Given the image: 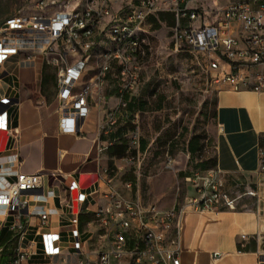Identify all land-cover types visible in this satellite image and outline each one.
Masks as SVG:
<instances>
[{"label":"built area","instance_id":"obj_1","mask_svg":"<svg viewBox=\"0 0 264 264\" xmlns=\"http://www.w3.org/2000/svg\"><path fill=\"white\" fill-rule=\"evenodd\" d=\"M161 14L174 16L175 48L205 56L206 70L217 85L264 93V0H35L29 12L0 26V66L54 68L59 130L72 136L83 134L92 111L106 105L105 91L115 79L119 101L106 114L100 141L130 117L126 96L139 90L150 55L151 19ZM14 104L19 106L20 99H0V130L12 135L8 107ZM116 144L112 139L100 143L99 154ZM127 155L124 160L135 166L140 180L146 153L138 115ZM6 159L19 162L17 154ZM166 168H173L171 158ZM95 174L106 178L107 190L87 193L68 174L57 195L47 182L49 176L58 181L57 173L29 174L0 164V214L13 216L10 230L19 234L7 264H182L184 210L237 212L245 199L255 201L260 229L250 240L256 243L257 264H264V147L254 182L228 189L218 167L194 170L187 179L194 196L180 210L145 204L132 196L130 182L125 185L128 194L119 191L111 186L107 166ZM57 197L60 208L54 205ZM54 217L58 230L48 232ZM33 221L42 231L40 261L34 260L40 255L38 241L27 239Z\"/></svg>","mask_w":264,"mask_h":264},{"label":"crops","instance_id":"obj_2","mask_svg":"<svg viewBox=\"0 0 264 264\" xmlns=\"http://www.w3.org/2000/svg\"><path fill=\"white\" fill-rule=\"evenodd\" d=\"M171 21L173 24H170ZM151 24L152 29H162L165 25L173 27L175 19L172 14H161L159 19L152 18ZM152 32L155 33L156 31ZM152 35L154 34L152 33ZM11 68L15 71V67L13 66H0V99L4 97L20 99V105L14 104L8 107L13 120V135L8 131L0 130V164L4 167L29 174L38 172L45 174L57 173L59 175L58 181H55L50 176L47 179L50 188L52 187L57 195H60L62 189L68 183L64 178V175L68 174L78 179L87 193H93L99 188L107 190L108 184L106 178H98L95 174L99 168L106 166L112 172L111 186L123 193H127L125 185L130 182L133 185V197L139 198L145 204H157L163 211L180 210L187 205L188 199L194 196V188L187 179L198 168V164L208 160H214V166L225 173L227 177L226 187L228 189H232L237 183L254 182L256 180V172L259 168V149L264 147L262 143L264 139V93L258 94L251 91L236 92L230 88L217 85L215 87L216 95L212 100L214 105L213 120L206 126L207 138L201 134L191 135V138L194 136L202 137L199 140L198 146H202L203 149L197 151L196 154H191L188 149L190 138L186 145L187 154L185 153L190 159L187 168L182 170L168 169L164 162V167L162 166L154 170L152 173L146 175V177L142 168L143 177L138 180L135 174V166H130L124 159L128 156L127 144L130 133L135 128V117L138 115L141 131V115L145 114L149 109V102L138 97L139 90L134 95L126 96L128 107L134 98L137 101L145 102V108H135L134 111L128 108L129 119L117 128V130L119 127L123 128L119 136L124 137L126 140V155L123 158L111 155L113 147L100 153L98 159L97 157L94 159V161L98 160L95 164L96 168L90 165L94 164V161L88 162V166L81 171H78L76 168H66L63 166V156L60 157V162L54 165V169L48 168L45 163L31 166L27 163L25 152L26 148H28V145L25 144V139L27 138L26 120L28 116L27 112L23 113L25 102L20 94L23 80L11 71ZM5 70H8L9 73H6ZM38 77L39 75L36 74V81ZM109 92L113 94L111 91ZM118 101L116 89L115 94L109 96V102L105 106L92 111V114H98L100 120L104 119V122L99 127V131L101 126L106 122L108 110L117 105ZM163 104L164 99L161 98L157 108L162 109ZM105 107L107 108L105 109ZM93 123L94 121L91 117L84 128L88 125L91 126ZM54 125L57 131L56 137H75L78 140L79 137H83V134L78 136L62 134L59 130V114ZM158 133L160 134V130ZM111 135H103L105 138L102 139L101 137L99 144H103L111 139L117 140V144L121 143L119 136L116 135L112 138ZM205 142H208L212 146V157H208L207 155L205 157L199 156L205 153ZM85 144L87 145V149L81 152V155L86 161L91 154V145ZM149 144L147 139L141 137V149L146 155L149 154ZM174 144L171 142L169 145V149L173 153V149L176 147ZM60 151L59 149V153ZM12 154L18 155L19 162H8L6 157ZM101 154L103 155L102 158ZM178 155L173 154L175 159L178 158ZM144 178L145 180L143 181L142 179ZM142 189L147 190V199L142 196ZM96 201L97 199H95V203ZM100 203H103V201H100ZM54 205L60 208L59 197L55 199ZM241 207L237 212H222L219 214L185 209L182 216L183 228L181 232L182 264H257L256 243L250 240L260 229V223L255 215V201L253 199H245ZM23 221L26 223L25 219ZM56 221V217H54L50 229L47 230L48 232L54 233L58 230ZM12 223V215L0 214V264L9 263L19 243V234L10 230ZM41 233L42 231L38 229V221H33L27 239L38 241L40 255L34 258L35 261L43 260L41 256ZM247 239L249 240L246 241ZM244 244L245 247H243Z\"/></svg>","mask_w":264,"mask_h":264},{"label":"rangeland","instance_id":"obj_3","mask_svg":"<svg viewBox=\"0 0 264 264\" xmlns=\"http://www.w3.org/2000/svg\"><path fill=\"white\" fill-rule=\"evenodd\" d=\"M34 1L0 0V23L14 15L29 12ZM152 28L149 40L150 55L144 64L142 81L137 94L140 99L149 102L148 111L141 115V137L150 143L149 154L143 162L145 177L167 165L168 157L173 159L172 170L187 168L190 159L186 155V145L193 134H201L207 138L206 126L213 120L212 100L216 95L215 87L217 86L206 70L208 62L205 56L200 53H191L185 47L178 50L175 48L173 27L165 25L162 29ZM11 71L23 80L20 94L25 102L23 113L27 112L28 116L25 139V144L28 145L25 151L27 163L31 166L45 163L48 168L54 169V165L58 164L60 157L63 156L64 167L81 171L88 166V162L91 163L96 157L98 159L99 127L104 122V119L100 120L98 114L91 115L94 123L84 128L83 137H79V140L75 137H56L55 135L57 131L54 124L58 117V103L55 95L56 70L52 67L46 69V74L52 78L50 81L52 85L48 84L45 87L41 83L45 73L44 68L38 67L36 71L25 68L18 70L15 68L14 71L11 68ZM35 73L39 75L37 81ZM110 80L105 91L107 103L109 96L115 94L118 86L115 79ZM161 98L164 99L163 108L158 109ZM84 142L91 145V154L87 162L81 155V152L87 149ZM171 142L176 146L173 149L174 153L169 149ZM204 145L205 153L199 156L212 157V146L208 142ZM173 154H179L178 158L175 159ZM100 156L103 157L102 154ZM97 162L98 160L90 165L94 168ZM160 163L162 164L159 165ZM142 180L144 181L145 178ZM141 193L145 199L148 198L147 190L142 189Z\"/></svg>","mask_w":264,"mask_h":264},{"label":"trees","instance_id":"obj_4","mask_svg":"<svg viewBox=\"0 0 264 264\" xmlns=\"http://www.w3.org/2000/svg\"><path fill=\"white\" fill-rule=\"evenodd\" d=\"M163 16H164V15H163ZM3 22H4V21H2V22L0 23V26L3 24ZM170 24H173L172 21L170 22ZM47 68H48L47 66L44 67V69H45V73H44V76H43L42 81H41L42 86H44V87H45V85H48V84H49V85H52V84L50 83V81L52 80V78H51L49 75L46 74V69H47ZM55 95H56V92H55ZM145 104H146L145 102L137 101V100H135V99L133 98L132 101L129 103V107H128V108H129L131 111H134L135 108H141V109H144L145 106H146ZM120 125H121V124H120ZM120 125H118V126H120ZM118 126H117V128H118ZM117 128H116L114 134L111 135L112 138H114L116 135H117V136L121 135V133H122V129H123V128H122V127H121V128L119 127L118 130H117ZM101 137H102L103 139L105 138L103 135H102ZM119 137H120V136H119ZM201 138H202L201 136H194V137H192L191 140L189 141L188 149H189V151L191 152V154H196L197 151L203 149L202 146H198V144H199V140H200ZM119 141H120L121 143H120V144H116V145L114 146V148H113V152L111 153V155L116 156L117 158H123V157L126 155V140H125L124 137H120V138H119ZM262 143H263V145H264V139L262 140ZM143 146H145V145L143 144ZM206 162H207V163H206ZM206 162H203V163H201V164H198V165H197L198 169H209V168L215 167V166H214V164H215V163H214V160H208V161H206ZM14 252H15V250H14ZM14 252H13V255H14Z\"/></svg>","mask_w":264,"mask_h":264}]
</instances>
